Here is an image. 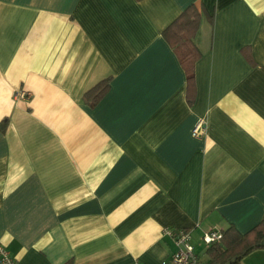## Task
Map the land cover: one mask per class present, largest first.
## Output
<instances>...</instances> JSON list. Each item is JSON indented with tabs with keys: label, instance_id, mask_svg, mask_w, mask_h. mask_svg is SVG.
Masks as SVG:
<instances>
[{
	"label": "crops",
	"instance_id": "0c3cea01",
	"mask_svg": "<svg viewBox=\"0 0 264 264\" xmlns=\"http://www.w3.org/2000/svg\"><path fill=\"white\" fill-rule=\"evenodd\" d=\"M191 4L189 104L162 30ZM262 217L264 0H0V241L19 264H170L167 228L207 264L204 232Z\"/></svg>",
	"mask_w": 264,
	"mask_h": 264
},
{
	"label": "trees",
	"instance_id": "16d2710c",
	"mask_svg": "<svg viewBox=\"0 0 264 264\" xmlns=\"http://www.w3.org/2000/svg\"><path fill=\"white\" fill-rule=\"evenodd\" d=\"M201 11L194 5L187 6L166 28L162 37L172 47L186 75V98L192 104L196 87L194 80V64L200 52L194 43V37L200 25ZM109 78L101 80L85 94L88 103H97L109 89ZM219 242L207 246V264H240L241 259L254 249L264 248V217L250 230L240 233L229 226L221 231ZM63 264H72L71 260Z\"/></svg>",
	"mask_w": 264,
	"mask_h": 264
},
{
	"label": "built area",
	"instance_id": "2783aa9c",
	"mask_svg": "<svg viewBox=\"0 0 264 264\" xmlns=\"http://www.w3.org/2000/svg\"><path fill=\"white\" fill-rule=\"evenodd\" d=\"M20 97H24L26 94L24 91L17 93ZM191 134L193 136L202 135L201 123H196L192 129ZM164 235L169 236L174 244V251L170 257V264H206L199 257L195 251L192 243L191 229L179 228V229H165ZM222 233L218 229H210L204 232L201 236L202 243L207 247L214 242L221 240ZM0 264H19L18 260L11 254L9 249L4 243L0 241Z\"/></svg>",
	"mask_w": 264,
	"mask_h": 264
},
{
	"label": "rangeland",
	"instance_id": "374dc122",
	"mask_svg": "<svg viewBox=\"0 0 264 264\" xmlns=\"http://www.w3.org/2000/svg\"><path fill=\"white\" fill-rule=\"evenodd\" d=\"M256 251H264V248L254 249L253 251L245 255L242 259L247 257L248 264H264V253H253Z\"/></svg>",
	"mask_w": 264,
	"mask_h": 264
}]
</instances>
